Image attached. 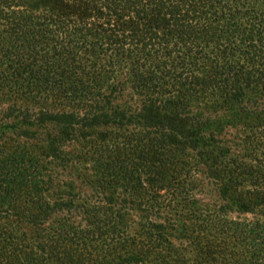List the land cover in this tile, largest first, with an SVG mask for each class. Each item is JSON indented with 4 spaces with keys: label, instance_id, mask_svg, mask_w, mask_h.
<instances>
[{
    "label": "trees",
    "instance_id": "16d2710c",
    "mask_svg": "<svg viewBox=\"0 0 264 264\" xmlns=\"http://www.w3.org/2000/svg\"><path fill=\"white\" fill-rule=\"evenodd\" d=\"M255 85L264 90V0H0V264H264L261 221L213 223L194 210L182 224L196 219L200 232L186 235L177 212L181 173L192 166L217 187V203L204 204L217 218L264 208V108L247 100ZM227 113L255 128V165L231 158L235 170L251 167L247 188L205 158L235 123L222 120ZM76 140L96 142L104 213L83 199L89 226L32 238L27 228L57 202L34 211L18 201L34 180L54 183L40 159L74 165L61 155ZM166 189L171 212L155 202ZM65 196L60 204L79 199ZM133 211L144 238L128 232ZM236 229L255 253L229 249L224 234L237 238Z\"/></svg>",
    "mask_w": 264,
    "mask_h": 264
},
{
    "label": "rangeland",
    "instance_id": "374dc122",
    "mask_svg": "<svg viewBox=\"0 0 264 264\" xmlns=\"http://www.w3.org/2000/svg\"><path fill=\"white\" fill-rule=\"evenodd\" d=\"M254 89L255 90H247V100H252L251 102H249V104L254 108H264V90L262 89V86L255 85ZM127 92L130 95H133L132 90H128ZM125 98H128V96L126 95ZM138 98L139 96L135 97V99ZM206 100L208 102L212 101L215 103L219 102L220 98L209 97ZM208 113L210 115L215 114L213 110H209ZM222 113L223 112H218V116L221 117L223 115ZM227 115L229 116L222 117V120H224L225 122L229 121L235 123H233L232 125H227V127L223 129V133H218L217 135H215L216 139L220 141V150H215L216 148L214 145L210 147H205L203 149L204 151L208 152V154L209 152L212 153L211 156L209 155V157L205 158L209 159L211 168H216L215 160L217 161V158H219L220 162L224 166L225 176L228 179H230L231 177H237L241 181V183H243L244 186L247 188L248 186H250V184L252 183V179L254 178L250 175V171L248 170V168L251 170V167H246V169L244 170H235L236 166L238 165H234V162L231 158L239 156V160H245L247 163L250 162L255 165V138L251 140L248 139L249 135H251L252 133L255 135V128H247L245 126V123L239 121V119L231 113H227ZM7 141L8 144L11 145H20L18 144V142H15L12 139ZM95 145L96 142H93L92 140H76L66 143L63 147L64 152L61 156H63L62 158L69 157L74 160V165H70L67 167L59 161L57 162L55 160H52L53 162L51 164H47L44 159H40L41 163H44L47 168H50L52 170V172L50 173L52 174L51 176H53L54 183L44 185L40 182H35L34 180L32 183L29 184V193H31V197L29 196L28 199H26L24 195L21 201H18V203H20L19 205L22 208V205L24 206V204L29 201V207L34 211H37L39 209V206L42 204V202L50 201L53 204V202L56 201L57 203L56 205L53 204L54 208L49 212V215L46 216L47 218L41 219V224H36V226H33L32 228H27L29 227L28 224H26V222L23 223V225L27 228V232L30 234V236H32V238L37 239V237L42 234V230H40V228L43 230L47 229L50 232H54L56 229L61 228L63 224L64 226L79 228H85L89 226L90 224L88 222V219L91 218V215L88 214L87 210L84 208L85 206H82L83 199H85L89 205H92L93 212L95 214L101 215L102 213H104L106 203L103 201L102 193H100V191L102 192V190L99 189L100 191H98V189H95L96 183L95 177L93 176L94 174H98L100 166V162L95 159L99 157L96 156L97 154L95 150ZM263 147L260 149V151L257 152V156H260L262 160H264ZM221 149L225 150V152L227 151L226 157L219 156ZM192 168L188 167L187 171L181 173V178L185 183L183 184L184 186L180 187V193L182 194L184 200L183 198L180 199V202L178 201L180 205L178 204L177 206V212L181 214L178 218V220L181 222L178 223L179 233L186 235H197L200 232L196 219H186V226L182 224L183 216L192 214L194 210L196 211V214H205V216H207V221H212L213 223L219 221L224 223L226 220H249L253 222L261 221L264 224V208H258L256 210L253 209V212H229L226 216H218L219 218H217L216 214L213 215L209 211V209L205 208L204 204L211 205L213 203H217L218 199H215L218 195L217 187L211 183V180H209V177L207 176V171L203 169V171L206 172L205 174L200 173L196 170L194 171V168ZM232 170L239 171L240 174L236 176ZM232 174H234L235 176ZM190 188L191 190H193L192 192L194 197L198 200L197 204L190 203L189 201L188 196L191 193L189 194L188 189ZM119 191H121V187ZM162 192L163 196H161V198H159V200L155 202H157V204L163 203L166 206L170 205V199L174 196L170 194V190L166 189ZM64 194L66 195L65 197L71 198L73 196H76V198L79 199H76V201L73 200V203L65 202L64 204H60L59 197L62 195L64 196ZM33 197H35V199ZM39 197L43 200H40ZM13 199L15 198L11 196V199H5V202H7V204L9 202L12 205L14 203H17ZM185 199V204H188V207H184L183 201H185ZM68 201L69 200H67V202ZM176 204L177 203H173L172 205ZM95 206L98 207L96 208ZM171 209L173 210V208L168 206V209L165 210L171 212ZM173 213H176V211ZM140 216L141 213L139 212H131V217H133V220H135L136 222L132 221L133 223L130 226L128 232L133 236H138V238L141 239L142 237L144 238V235L141 233L145 231H143V227L138 224L139 222H141ZM17 218L18 217L15 216L14 220H17ZM184 226L186 228H184ZM263 230L257 232L259 234L263 233L264 235ZM236 231L239 234L237 238H234L231 232H229L228 234H224L228 236L230 235L228 237L229 249H239L241 250L240 252H243L247 255L255 253L257 251V246L252 242L249 243V241H246V238L244 236H246L247 233H242L240 229H236ZM253 245H255V247Z\"/></svg>",
    "mask_w": 264,
    "mask_h": 264
}]
</instances>
